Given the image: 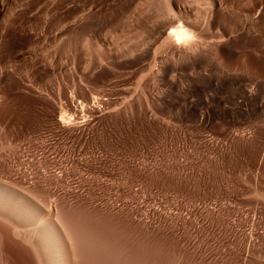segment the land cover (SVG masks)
Wrapping results in <instances>:
<instances>
[{"label":"rangeland","instance_id":"rangeland-1","mask_svg":"<svg viewBox=\"0 0 264 264\" xmlns=\"http://www.w3.org/2000/svg\"><path fill=\"white\" fill-rule=\"evenodd\" d=\"M159 19L152 0L133 2L101 32L102 41L84 39L77 66L68 36L53 30L57 36L34 52L56 60L49 100L21 81L2 99L0 122L19 139L23 158L37 173L50 172L51 187L68 191L71 202L107 205L121 216L147 209L152 264H264V122L213 114L202 123L181 111L177 88L167 94L149 78L163 54L154 50L158 43L140 60L91 63L104 51L149 40ZM25 58L12 63L23 66ZM239 60L227 68L258 74V65ZM171 75L178 86L181 77Z\"/></svg>","mask_w":264,"mask_h":264},{"label":"bare ground","instance_id":"bare-ground-1","mask_svg":"<svg viewBox=\"0 0 264 264\" xmlns=\"http://www.w3.org/2000/svg\"><path fill=\"white\" fill-rule=\"evenodd\" d=\"M137 1L0 0V106L9 91L22 87L21 81L28 82L31 90L45 91L49 100L56 60L45 53L37 59L34 52L57 36L53 30L68 36L70 58L77 66L85 53L84 39L97 35L102 41L101 32L119 22ZM152 3L160 19L150 27L149 40L102 51L91 63L100 68L119 57L140 60L151 44L158 43L154 50L163 54L153 60L158 72H149V78L162 82L166 92L177 88L174 104L181 111L202 123L215 114L222 121L245 117L252 123L264 122V0ZM18 54L29 55L23 66L12 63ZM232 58L240 59L241 65H258L260 74L249 75L241 66L243 70H230L227 64L232 65L228 63ZM172 73L182 79L178 86L175 77L169 79ZM1 123L0 264H152L147 209L140 215L136 212L139 216L135 212L121 216L107 205L71 202L68 191L57 193L51 187L50 172L37 173L33 162L23 158L19 139L8 137L10 128Z\"/></svg>","mask_w":264,"mask_h":264}]
</instances>
